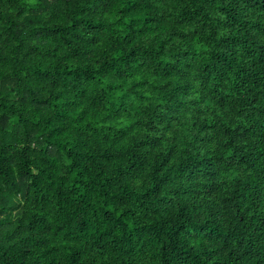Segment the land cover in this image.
Instances as JSON below:
<instances>
[{"label": "trees", "instance_id": "trees-1", "mask_svg": "<svg viewBox=\"0 0 264 264\" xmlns=\"http://www.w3.org/2000/svg\"><path fill=\"white\" fill-rule=\"evenodd\" d=\"M0 264H264V0H0Z\"/></svg>", "mask_w": 264, "mask_h": 264}]
</instances>
